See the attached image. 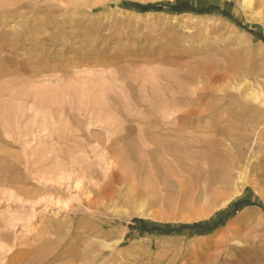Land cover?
<instances>
[{"label": "rangeland", "instance_id": "rangeland-1", "mask_svg": "<svg viewBox=\"0 0 264 264\" xmlns=\"http://www.w3.org/2000/svg\"><path fill=\"white\" fill-rule=\"evenodd\" d=\"M245 1L0 0V264H264V166L211 145H264Z\"/></svg>", "mask_w": 264, "mask_h": 264}, {"label": "bare ground", "instance_id": "bare-ground-1", "mask_svg": "<svg viewBox=\"0 0 264 264\" xmlns=\"http://www.w3.org/2000/svg\"><path fill=\"white\" fill-rule=\"evenodd\" d=\"M252 2H253V0H247L248 4H246V3L245 4L246 5H249V4L251 5ZM261 5H262V8H263L264 7V3H262ZM255 7H257V6H255ZM259 9H260V7H259ZM255 98H257V97H254L253 99H255ZM263 104H264V100H263ZM117 110H119V109H117ZM224 124H226V123H224ZM219 125L221 126V124H219ZM230 129L223 128L222 130H219L218 131V133H219L218 135L220 136V140L219 141L218 140H213L211 145L220 147L221 150L224 152L225 156L227 157L228 164H229L228 168H231L232 170L236 171L237 174H240V175L249 176V173H254L255 176H254V180H252V184L259 185L260 180H258V177H257V174H256L255 171L258 170V168H262L264 166V145H260V144L257 143V140H259V139L256 140L253 137H250V135H248V134H233V129L232 130H230ZM118 141H119L118 139H114L113 143H117ZM169 145L170 144H166L165 145V149H164L163 152H164V154H166L168 156H171L170 153H169V149H170ZM161 155H163V154H161ZM161 161H162L163 165H167V161L166 160L163 159ZM225 162H226V160L224 161V163ZM226 165H227V162L224 164V166H226ZM230 174H231V172H230ZM103 187H104V189L107 187L106 183H103Z\"/></svg>", "mask_w": 264, "mask_h": 264}, {"label": "trees", "instance_id": "trees-1", "mask_svg": "<svg viewBox=\"0 0 264 264\" xmlns=\"http://www.w3.org/2000/svg\"><path fill=\"white\" fill-rule=\"evenodd\" d=\"M133 8L139 10V11H144V12H148V11H161L164 9H167L173 13H180V12H190V13H197V14H207L208 10H194L190 7H188L186 4L182 3V2H175L173 5H170L168 3H160V4H155V5H146V6H133ZM264 42V40H262ZM239 203H236L235 206H238ZM195 229L198 228V226H192V227H188V226H179L176 229H172L169 230L167 232H165L166 234H171L174 232H180L184 229ZM139 229L142 231H146V232H157L160 231L157 228H151V229H147L145 224L140 223L139 224Z\"/></svg>", "mask_w": 264, "mask_h": 264}]
</instances>
